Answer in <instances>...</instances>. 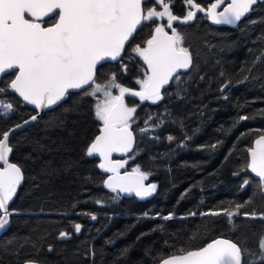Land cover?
I'll return each mask as SVG.
<instances>
[{"label": "trees", "instance_id": "1", "mask_svg": "<svg viewBox=\"0 0 264 264\" xmlns=\"http://www.w3.org/2000/svg\"><path fill=\"white\" fill-rule=\"evenodd\" d=\"M172 10L183 16L188 6L173 0ZM158 22L166 20L143 23L130 44L143 46ZM174 27L192 51V67L156 103L125 97L137 106L136 147L122 171L139 166L149 173L156 195L127 198L105 186L100 161L86 155L102 126L96 98L85 90L70 93L10 140L11 161L21 166L24 181L11 202L10 228L0 238V264H160L180 249L217 238L241 247L242 264H264V194L248 171L247 151L264 133V0L234 25L216 26L199 13ZM144 68L128 46L118 63L104 64L98 82L115 73L119 83L138 90L135 80ZM12 78L0 82L6 89L0 99L13 104L11 112L0 109V133L35 114L7 89ZM236 205L243 206L229 217ZM214 211L221 214L203 215ZM61 232L70 238L61 239Z\"/></svg>", "mask_w": 264, "mask_h": 264}, {"label": "snow or ice", "instance_id": "2", "mask_svg": "<svg viewBox=\"0 0 264 264\" xmlns=\"http://www.w3.org/2000/svg\"><path fill=\"white\" fill-rule=\"evenodd\" d=\"M172 3L173 0H153L147 6L149 0H0V76L11 74L13 77L7 89L41 110L56 105L74 90L85 89V95L95 97V115L102 121V128L88 146L86 155L102 157L99 167L112 173L105 184L113 192H134L147 197L156 189L155 184L144 185L149 173L141 171L139 166L121 175L120 169L128 161L113 160L112 154L130 152L135 142L132 123L137 106H129L126 95L141 102L156 103L164 98L162 89L174 78L179 81V73L193 65L192 51L185 46L184 36L174 27V22L186 24L201 12L215 24L234 25L253 10L258 0H228L227 3L213 0L207 6L196 0H184L188 10L183 16L174 14ZM164 20L166 23L155 24L143 46L130 44L143 23ZM126 45L145 65L143 78L135 80L138 90L119 83L115 73L105 82H98V73L104 75V64L120 60ZM122 70L126 72L127 66L122 65ZM5 91L0 88V94ZM0 109L11 112L13 104L0 99ZM31 119L36 120L37 116ZM10 134L9 131L0 133V230L9 224L13 214L9 204L24 179L21 166L9 159L13 152ZM247 151L248 167L259 178L264 191V133ZM242 206L236 205V210L227 215L237 214ZM74 230L79 233L81 225L75 224ZM59 236L70 238V233L61 232ZM259 246L264 249V239ZM160 264H242V250L232 240L217 238L198 249H180L163 258Z\"/></svg>", "mask_w": 264, "mask_h": 264}, {"label": "water", "instance_id": "3", "mask_svg": "<svg viewBox=\"0 0 264 264\" xmlns=\"http://www.w3.org/2000/svg\"><path fill=\"white\" fill-rule=\"evenodd\" d=\"M202 1H213V0H202ZM259 1H263V0H258V2H259ZM225 2L227 3L228 0H225ZM256 5H257V4H256ZM256 5H254L253 8H254ZM222 8H223V5H222V7H221L220 10H222ZM199 13H201V12H198L197 15H198ZM202 14L206 15L205 13H202ZM246 15H247V14H246ZM206 16H207V15H206ZM207 17H208V16H207ZM208 19L210 20V22H211L212 24H214V25H216V26H228V24H215V23H214L209 17H208ZM192 21H193V20H192ZM192 21H190V22H192ZM190 22H188V23H190ZM186 24H187V23H186ZM142 25H143V24H142ZM142 25H141V26H142ZM141 26L138 28V30L141 28ZM138 30H137V32H138ZM134 37H135V36H134ZM131 42H132V41H130V43H131ZM127 47H128V46L126 45L125 52H126ZM124 55H125V53L123 54V56H124ZM123 56L121 57V59L123 58ZM121 59H120V60H121ZM120 60H118V61H110V62H107V63H105V64H108V63H110V64H116V63H118ZM3 77H4V76H0V82H1V80H2ZM173 80H174V79H173ZM171 83H172V82H170L168 85H166V86L164 87V89H162V93H163L164 90H166V89L169 87V85H170ZM89 87H90V86H89ZM84 90H85V89L74 90V91L71 92V93H79V92L84 91ZM12 92H13V91H12ZM13 93H14V94H15V95H16V96H17V97L23 102L24 105L28 106L29 108H31L32 110L35 111V114H33L32 116H37V119H36V120H32V119H31L32 116H30L28 119L24 120V121L21 122L20 124H17V125H22V127L17 128L16 125L13 126V127H11V128L8 130V131L11 133L10 136H9V143H10V140H11V138H12L13 135H15L16 133L21 132V131L27 129L29 126H31V125L37 123V122L39 121V119H41V118L44 116V114H45L46 112H48V111H50V110H53V109L57 108V107L61 104V102L63 101V100H62V101L58 102L56 105H53V106H51L50 108H45V109L41 110V109H37V108L35 107V105H31V104H29V103L23 101V98L20 97L17 93H15V92H13ZM126 97H128V96L126 95ZM25 121H28V123H25ZM101 128H102V126L100 127V129H101ZM132 131H133V130H132ZM99 134H100V131H99V133H98L97 135H99ZM133 134H134V132H133ZM134 136H135V134H134ZM253 145H254V143H253ZM135 147H136V136H135V142H134L133 147H132V150H131L130 152H128V153H113V154H112V159H113V160H124L126 157H128V156L134 151ZM248 155H249V163H250V154H249V152H248ZM93 157L97 158V159L100 161V163L102 162V157H99L98 155H93ZM9 159H10V161H11V155H10ZM11 162H12V161H11ZM248 165H249V164H248ZM122 169H123V168H122ZM122 169H120V174H121V175H124L125 173H128V172H123ZM101 170H102V172L107 176L106 180L108 179L109 176L112 175V173H110V172H106V171H104L103 169H101ZM248 171H249V173L251 174V176H253L255 179L259 180V178L256 177L255 174L251 172V170H250L249 167H248ZM106 180H105V181H106ZM23 181H24V179H23ZM23 181L21 182V184H20V186H19L18 188H20V187L22 186ZM150 184H153V183H149L147 179L144 181V185H145V186L150 185ZM105 186H106V184H105ZM106 187H107V186H106ZM107 188H108V187H107ZM108 189H110V188H108ZM117 191H119V190H117ZM119 192H120V191H119ZM121 193H122L125 197H127V198L135 197V198H138V199H140V200H145V199H147V198H152V197H154V196L156 195V193H157V188L155 189V191H154L151 195H149V196H147V197H140V196H137L134 192H133V193H124V192H121ZM263 194H264V191H263ZM10 206H11V202H10V204H9V210H10ZM10 217H11V216H10ZM10 217H9V224L5 227V229L0 230V238H1V237H2V236L8 231V229L10 228V225H11ZM224 239H227V238H224ZM242 263H243V256H242ZM36 264H41V263L36 262Z\"/></svg>", "mask_w": 264, "mask_h": 264}, {"label": "flooded vegetation", "instance_id": "4", "mask_svg": "<svg viewBox=\"0 0 264 264\" xmlns=\"http://www.w3.org/2000/svg\"><path fill=\"white\" fill-rule=\"evenodd\" d=\"M206 2H210V3H211V2H213V1H206Z\"/></svg>", "mask_w": 264, "mask_h": 264}]
</instances>
